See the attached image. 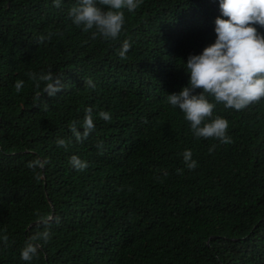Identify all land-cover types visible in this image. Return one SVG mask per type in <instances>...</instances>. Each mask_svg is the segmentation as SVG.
<instances>
[{
    "label": "trees",
    "instance_id": "16d2710c",
    "mask_svg": "<svg viewBox=\"0 0 264 264\" xmlns=\"http://www.w3.org/2000/svg\"><path fill=\"white\" fill-rule=\"evenodd\" d=\"M76 3L0 0V264H264V98L216 103L209 119L228 121L230 143L194 137L166 101L187 84L188 56L214 42L218 0H142L116 40L74 25ZM49 70L62 87L37 99L28 73ZM86 107L95 128L77 141L69 125ZM36 158L42 169L27 166ZM41 216L50 239L23 261Z\"/></svg>",
    "mask_w": 264,
    "mask_h": 264
},
{
    "label": "clouds",
    "instance_id": "9594fccd",
    "mask_svg": "<svg viewBox=\"0 0 264 264\" xmlns=\"http://www.w3.org/2000/svg\"><path fill=\"white\" fill-rule=\"evenodd\" d=\"M51 2L58 7L62 0ZM141 3L142 0H98V3L97 0H77L68 10V15L71 22L82 27L84 32L93 30V38L99 35L104 40H116L123 30L125 11L134 13ZM218 7L220 15L214 19V42L205 46L200 53L188 56L183 67L188 76L187 84L178 92L167 94L166 101L184 114L194 137H212L220 143H230L231 137L226 131L228 121L221 116L209 118L216 103L238 111L264 98V34L258 32L255 26L264 27V0H218ZM44 38L39 37L41 40ZM130 47L129 41L123 40L117 52L119 58L126 59ZM28 77L39 90L37 99L41 93L55 96L62 87L61 76L50 70L30 72ZM87 83L95 86L90 80ZM24 86L23 79H17L13 85L16 93H21ZM196 89L200 91L196 92ZM95 115L104 121L111 119L109 111L101 110ZM94 128L91 107L84 109L79 128L75 121L69 125L77 141L86 138ZM56 144L63 147L66 141L59 138ZM192 155L191 149H185L182 153L184 165L189 170L197 165ZM46 163V158H36L29 161L27 166L42 169ZM69 164L78 171L88 167L87 161L77 155L69 158ZM49 219L47 216L40 217L39 222L45 228L28 236L20 250L21 260L31 261L42 244L50 239L47 228ZM7 240L6 234H0V243Z\"/></svg>",
    "mask_w": 264,
    "mask_h": 264
}]
</instances>
